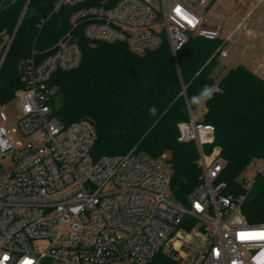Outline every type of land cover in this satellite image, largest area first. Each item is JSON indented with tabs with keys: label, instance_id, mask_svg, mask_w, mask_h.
<instances>
[{
	"label": "built area",
	"instance_id": "obj_1",
	"mask_svg": "<svg viewBox=\"0 0 264 264\" xmlns=\"http://www.w3.org/2000/svg\"><path fill=\"white\" fill-rule=\"evenodd\" d=\"M212 1L54 0L53 14L66 12L68 31L19 64L17 119L0 106V264H264V224L248 223L245 196L222 194L226 184L218 179L227 162L218 146L209 150L216 129L201 113L190 109L178 127V141L195 144L201 170L185 204L171 191L167 154L95 159L94 126H66L53 113L51 80L81 65V38L123 44L138 56L168 45L177 59L190 37L223 38L224 22L233 27L226 45L241 29L256 35L252 10L212 20L202 13ZM224 48L220 57L228 56ZM19 133L26 144L15 141ZM253 166L246 191L264 178V160Z\"/></svg>",
	"mask_w": 264,
	"mask_h": 264
},
{
	"label": "trees",
	"instance_id": "obj_2",
	"mask_svg": "<svg viewBox=\"0 0 264 264\" xmlns=\"http://www.w3.org/2000/svg\"><path fill=\"white\" fill-rule=\"evenodd\" d=\"M53 2L0 0V106L24 87L21 61L43 55L68 31L66 12L53 14ZM80 45L81 65L56 72L51 80L56 90L53 113L66 126L86 118L93 121L95 159L131 152L152 158L170 154L175 170L171 191L185 204L201 170L195 144L179 142L178 127L190 119V109L198 108L188 104L189 98L212 85L216 90L205 104L202 122L216 129L209 150L218 146L227 162L218 179L226 184L222 194L245 196L242 210L248 223L264 224V178L258 176L246 191L242 177L255 161L264 160V79L237 65L217 81L213 74L219 50L226 46L223 38L190 37L177 59L168 45L144 56L132 54L123 44L81 38ZM152 106L155 116L149 112Z\"/></svg>",
	"mask_w": 264,
	"mask_h": 264
},
{
	"label": "rangeland",
	"instance_id": "obj_3",
	"mask_svg": "<svg viewBox=\"0 0 264 264\" xmlns=\"http://www.w3.org/2000/svg\"><path fill=\"white\" fill-rule=\"evenodd\" d=\"M234 0H213L206 8L202 9V13L212 19H219L220 17H223L224 15H229L231 12L229 11V8ZM256 29V35L252 38H249L246 31L241 30L233 35L231 42L226 45L224 48L228 56L226 57H220L219 58V65L216 68L213 77L219 81L231 68L236 67L237 65H245L246 58H249V56L253 53V51H256V53L259 54L260 59L264 60V50L261 52V44L264 42V30H260L257 27ZM233 27L229 25L228 23L223 24V38H226L229 34H232ZM1 53V51H0ZM216 90V88H215ZM4 111L8 114L10 120H16L17 119V107L15 99L7 102L4 105ZM206 112V106L199 107L193 110L194 115H198L201 113V116L204 115ZM15 141H20L23 144H26L28 142V139L23 137L20 133L14 135ZM168 158L171 159L170 154H167ZM253 165L250 166L242 175L243 178L248 177L251 175L253 170ZM199 243V241H198Z\"/></svg>",
	"mask_w": 264,
	"mask_h": 264
},
{
	"label": "crops",
	"instance_id": "obj_4",
	"mask_svg": "<svg viewBox=\"0 0 264 264\" xmlns=\"http://www.w3.org/2000/svg\"><path fill=\"white\" fill-rule=\"evenodd\" d=\"M253 5L254 4L250 0H234L228 8L235 18L244 17L252 10L249 22L262 31L264 30V4L262 3L257 6L254 5V7ZM262 33L264 32L262 31ZM260 48L262 52V50H264V42L261 44ZM246 60L248 64L246 63L244 66L248 67L251 71L264 79V60L260 59L259 54L256 53V51H253Z\"/></svg>",
	"mask_w": 264,
	"mask_h": 264
},
{
	"label": "clouds",
	"instance_id": "obj_5",
	"mask_svg": "<svg viewBox=\"0 0 264 264\" xmlns=\"http://www.w3.org/2000/svg\"><path fill=\"white\" fill-rule=\"evenodd\" d=\"M215 87L212 85H204L196 94L189 98L188 104L195 107H203L207 101L213 99ZM151 115L155 116L157 109L155 106L149 108Z\"/></svg>",
	"mask_w": 264,
	"mask_h": 264
},
{
	"label": "water",
	"instance_id": "obj_6",
	"mask_svg": "<svg viewBox=\"0 0 264 264\" xmlns=\"http://www.w3.org/2000/svg\"><path fill=\"white\" fill-rule=\"evenodd\" d=\"M28 5H29V4H28ZM28 5H27V7H26L25 11L27 10V8H28ZM25 11H24V13H23V16H24V14H25ZM23 16H22V17H23ZM8 53H9V49H8V50H7V52L5 53V56H4L3 60H2V64H3L4 60L6 59V57H7ZM83 121H84V122H86V123H88V124H89V125H91V126H94V123H93V121H92V120H90V119H88V118L84 119Z\"/></svg>",
	"mask_w": 264,
	"mask_h": 264
},
{
	"label": "snow or ice",
	"instance_id": "obj_7",
	"mask_svg": "<svg viewBox=\"0 0 264 264\" xmlns=\"http://www.w3.org/2000/svg\"><path fill=\"white\" fill-rule=\"evenodd\" d=\"M177 11H179V9ZM262 238H264V237H262Z\"/></svg>",
	"mask_w": 264,
	"mask_h": 264
}]
</instances>
